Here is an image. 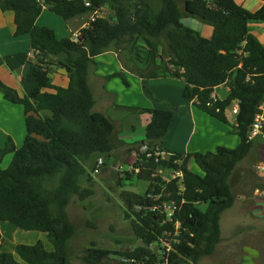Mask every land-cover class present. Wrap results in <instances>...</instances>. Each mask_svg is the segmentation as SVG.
Wrapping results in <instances>:
<instances>
[{"label": "trees", "instance_id": "trees-1", "mask_svg": "<svg viewBox=\"0 0 264 264\" xmlns=\"http://www.w3.org/2000/svg\"><path fill=\"white\" fill-rule=\"evenodd\" d=\"M156 1L158 9L151 0H138L133 6L130 0H0V12L14 13V36L31 38L30 51L0 57V67L16 71L29 64L31 52L38 62L22 78L23 96L0 79L4 99L24 107L27 131L22 147L8 138L0 150V224L9 222L23 231L45 233L53 245V252L41 241L17 245L15 253L23 264H71L68 244L76 227L68 206L75 196L83 202L94 195L84 185L93 183L89 168L102 157H112L119 143L115 121L94 112L89 84L90 71L97 64L94 59L109 51L116 52L123 67L144 84L161 78L183 81V98L231 125L240 144L234 149L219 146L205 154L170 151L165 138L177 109H140L151 120L144 139L137 142L139 149H132L136 161L126 175L127 180L136 176L148 186L145 194L122 191L120 199L125 218L143 245L112 250L93 244L84 251L83 263L199 264L221 243L222 215L236 202L230 179L256 145L249 140V127L264 102V45L249 27L264 23V5L251 11L238 0ZM45 7L65 21L106 9L112 14L91 20L74 42L73 36L59 40L54 30L37 25ZM189 18L210 25L212 37L184 26L182 20ZM59 53L67 55L68 64L49 60ZM61 68L69 78L65 88L54 85L51 78ZM112 78L129 86L123 72L106 80ZM226 82L229 95L213 102L212 94ZM235 101L240 103V112L234 121L230 110ZM259 152L263 154L264 145L259 144ZM7 155L12 160L4 169ZM192 161L202 174L190 169ZM163 169L182 172L183 177L165 182L160 174ZM55 179L58 185L47 188ZM163 202L175 205L173 221L166 220L162 209L153 210ZM2 240L0 229V246ZM165 240L172 247L168 262L160 260ZM0 264L22 263L13 253L2 252Z\"/></svg>", "mask_w": 264, "mask_h": 264}, {"label": "rangeland", "instance_id": "rangeland-1", "mask_svg": "<svg viewBox=\"0 0 264 264\" xmlns=\"http://www.w3.org/2000/svg\"><path fill=\"white\" fill-rule=\"evenodd\" d=\"M137 1L130 0L129 6H133ZM151 1L156 9L160 7L159 2ZM182 23L204 37L207 36L208 31L213 33L210 25L204 24L197 18L183 19ZM3 82L8 85L5 80ZM219 89L221 95L228 96L226 87ZM0 96L3 99L1 92ZM18 107L21 105L7 102L6 106L5 103H0V125L11 127L15 140L21 136L23 131L21 143L16 140L17 145L22 147L26 135L24 132L26 124L24 112ZM11 116L16 117V120L9 119ZM230 117H233L235 121L234 115ZM225 125L233 131L231 125ZM2 130L4 129L0 126V131ZM235 136L237 137V135L234 134V140H236ZM255 144L251 154L237 166L230 179L236 202L222 216L223 242L212 256L204 257L199 264H264V219L260 217L261 220H256V217L250 214V209L253 206L258 203L261 206L264 205L261 199L254 194L255 187L260 185L255 167L262 156V153L259 152V143ZM139 147L136 144L132 148H128L125 143L119 142L112 157H102L98 159L97 163L90 166L89 172L92 175L93 183L84 185L91 188L94 195L83 202L75 196L68 206L70 220L76 227V235L68 244L71 264H84L82 261L84 251L93 244L98 248L112 250L134 249L140 244L141 241L135 236L131 222L125 218L124 204L120 199L122 191L145 194L147 190V182L139 180L136 176L127 180L126 175V171L129 172L136 161L135 152L131 154L132 149H139ZM11 159L12 155L5 156L2 167L7 168ZM99 163L103 165L97 173L96 168ZM190 169L195 173L202 174L195 163H191ZM161 173L164 175L165 170H161ZM57 185L58 179L46 184L47 188H54ZM262 211L264 213V208ZM0 229L3 236L0 253H13L15 259L22 264L23 261L15 253V248L19 244L34 245L41 241L48 252H53V245L45 233L23 231L9 222H2Z\"/></svg>", "mask_w": 264, "mask_h": 264}, {"label": "crops", "instance_id": "crops-1", "mask_svg": "<svg viewBox=\"0 0 264 264\" xmlns=\"http://www.w3.org/2000/svg\"><path fill=\"white\" fill-rule=\"evenodd\" d=\"M238 2L251 11H256L264 5V0H238ZM111 14L112 12L106 9L103 13H98L97 16H108ZM95 17L96 12H88L76 16L72 20L65 21L52 13L49 7H45L43 13L37 20V25L54 30L59 40L71 39L75 33L86 28L89 22ZM249 27L251 34L264 45V23H251ZM14 33V13L0 12V57L31 50L30 36L26 35L16 38ZM206 35L205 37L209 38L212 34L208 31ZM29 59V64L16 71H11L5 65L0 67V79L5 80L21 96L24 95L22 78L28 73L31 65L38 64L32 52L30 53ZM49 60L68 64L65 53L52 55ZM94 60L97 64L92 66L89 75V84L95 99L94 112L103 113L115 121L118 140L121 143H125L128 148H132L133 145H136L137 142L144 139L146 126L151 120V115L140 109L168 110L170 107L177 109L174 120L165 138L166 148L170 151L181 154L197 152L205 154L207 152H215L219 146L234 149L240 144L239 136H235L236 140H234V134L231 128L200 111L192 102L183 98V90L186 86L183 81L161 78L147 80L146 84H144L140 77L123 67L117 53L114 51L101 54ZM120 72L125 73L129 86L125 85L120 78L106 80V77ZM51 78L53 84L56 86L65 88L69 84V78L64 68L56 70L51 75ZM147 90H150L157 100L150 97ZM219 90L217 89V95L224 100L226 97L221 95ZM7 102L4 96L3 99L0 96V103H5L7 106ZM18 108L24 112L22 105ZM43 115L47 116L50 114L44 112ZM9 119L16 120V117L11 116ZM0 126L4 129L0 131L1 150L4 148L8 138H14L11 127ZM24 132L27 135V131L24 130ZM21 137H23V131L21 136L16 139L20 143ZM16 140L14 139L13 141L20 148ZM191 163L195 162L192 161ZM262 208L263 206L258 203L250 209V214L256 217V220L264 219ZM221 237L222 243L224 238L222 235Z\"/></svg>", "mask_w": 264, "mask_h": 264}, {"label": "built area", "instance_id": "built-area-1", "mask_svg": "<svg viewBox=\"0 0 264 264\" xmlns=\"http://www.w3.org/2000/svg\"><path fill=\"white\" fill-rule=\"evenodd\" d=\"M86 6H90L89 1L86 2ZM97 14L98 13L96 12V17H97ZM81 35H82L81 31L78 33H75L73 35V38H72L73 41L78 42L81 38ZM222 87L227 88V92L229 95L230 87L228 86V83L226 82V83L222 84L217 89L222 88ZM217 89L215 90V92L211 96V99L213 102L223 101L217 95ZM239 112H240V103L238 101H235L233 104L231 114L236 117V116H238ZM249 140L250 141H256L255 143H259L260 145L261 144L264 145V102L259 105L258 111H257L255 118H254V121L249 127ZM143 150H145V148H143ZM164 158H166V157L164 156ZM102 165H103L102 163L98 164V166L96 168L97 173L101 170ZM131 170H133V168ZM136 172L139 173V170H136ZM255 172L259 176L260 186H258L254 189V194H256L255 196L259 197L261 199V201L264 203V152L256 164ZM161 177L165 182H170L173 179H176L178 177L182 178L183 174H182V172H176L175 170H165V174L163 175L161 173ZM263 208H264V205H263ZM161 209L164 213V216L166 217V220L167 221H173L174 213L176 210L175 205L172 202L171 203L163 202L161 205L155 206V208L153 210L154 211H157V210L160 211ZM179 227H180V223L178 222L177 228H179ZM167 236L170 237L171 234H168ZM171 250H172V247H171L170 241L165 240V242L163 244V250L161 252L160 260H165L166 262H168V257H169V253L171 252Z\"/></svg>", "mask_w": 264, "mask_h": 264}, {"label": "water", "instance_id": "water-1", "mask_svg": "<svg viewBox=\"0 0 264 264\" xmlns=\"http://www.w3.org/2000/svg\"><path fill=\"white\" fill-rule=\"evenodd\" d=\"M142 244H143V242L141 241L138 246L141 247ZM146 247L148 248L149 246L146 245ZM150 249H152V247ZM154 250H155L156 253H158V247H155Z\"/></svg>", "mask_w": 264, "mask_h": 264}]
</instances>
